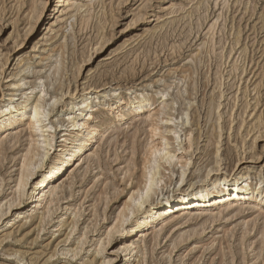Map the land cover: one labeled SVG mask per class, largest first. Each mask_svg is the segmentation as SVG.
Segmentation results:
<instances>
[{
    "label": "rangeland",
    "instance_id": "374dc122",
    "mask_svg": "<svg viewBox=\"0 0 264 264\" xmlns=\"http://www.w3.org/2000/svg\"><path fill=\"white\" fill-rule=\"evenodd\" d=\"M53 1L0 0V107L39 99L44 134L54 135L46 163L72 130V103L92 104L94 125L121 104L128 117L134 97L149 104L141 120L107 128L96 155L36 200L35 180L23 193L18 180L38 132L24 117L21 129L0 135V264H123L121 229L105 236L141 183L151 137L174 156L161 163L163 192L184 163L187 183L214 166L216 147L217 173L242 172L264 189V0ZM234 207L213 220L180 215L158 235L127 239L132 264H264V214Z\"/></svg>",
    "mask_w": 264,
    "mask_h": 264
},
{
    "label": "bare ground",
    "instance_id": "6f19581e",
    "mask_svg": "<svg viewBox=\"0 0 264 264\" xmlns=\"http://www.w3.org/2000/svg\"><path fill=\"white\" fill-rule=\"evenodd\" d=\"M21 83L19 85L15 84L13 87L19 88L24 86ZM147 104H149V100L144 96L134 97L128 106V117L121 113V110H123L121 104L115 109L114 119L104 120L94 125V120H96L94 113L96 110L92 104H87L85 101L72 103L65 111L66 114L73 115V118L70 120L72 130L69 134H63L62 140L58 145V150H56L58 153V155L56 154V158L46 163V159L52 148L51 142L54 135H48L49 133L44 134L43 129L45 126L42 124L47 117L45 108L39 99L31 100L30 98H25L17 101L13 97L8 99L0 107V135L21 129L24 117H27L26 124L28 128L34 133L38 132V134L33 136L37 137L36 139H33L31 136L29 148H27L26 156H23L24 158L20 166L18 188H22L20 190L22 191L21 193H23L27 181L33 179L35 182L29 194L31 199L44 198L46 193H49L48 196H53L56 190L55 185L59 178L76 166L81 159L83 160L82 157L86 153L90 157L96 155L98 142L103 138V132L107 128L111 129L117 124L127 121L141 120L145 117L144 113ZM149 114L146 119L151 120ZM187 115L183 113L181 120L183 119L186 122L188 120ZM166 121L168 122V120ZM156 123H158L157 120ZM150 131L155 136L157 125L152 124ZM84 137H86L85 140ZM150 139L151 141L146 147L148 153L145 155L147 158H145L146 160L142 167L141 183L133 191L130 189L121 211L115 218L114 227L105 236L108 239L113 229L114 232L116 228L117 231L121 229L123 240L119 244V250L125 254L123 264H132L137 255L133 243H127V239H131L137 235L142 237L143 233L154 230H157L158 235L167 221L180 215H190L191 212H194L197 220L201 216H208L210 217L209 220H213L221 216L223 210L231 209L232 206L235 207L231 211L238 214L245 212V210L251 211L250 213L252 214H264V189L261 188L262 182L251 187L250 182L248 183L247 177L242 172H233L231 174L226 172L217 173L216 171L219 169L218 162L220 160L218 147H216L215 161H213L214 166L207 167L201 177L187 183L186 172L188 164L184 163L177 173L173 189L168 193L163 192L161 184L164 175L161 171V163L169 164L174 156L169 153L167 143L163 138L158 144L153 143L152 137ZM66 167L68 169L63 173ZM49 204H51V201L47 200V205ZM31 210L29 209L25 214L31 212ZM205 211L209 212L204 213ZM20 217L21 214L19 213L15 219ZM257 219L255 218L254 222Z\"/></svg>",
    "mask_w": 264,
    "mask_h": 264
}]
</instances>
